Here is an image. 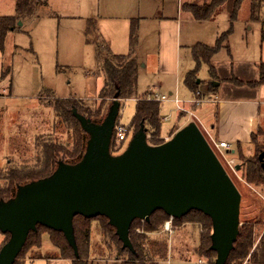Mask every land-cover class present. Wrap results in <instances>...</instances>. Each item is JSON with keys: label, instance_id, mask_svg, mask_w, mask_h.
<instances>
[{"label": "rangeland", "instance_id": "rangeland-1", "mask_svg": "<svg viewBox=\"0 0 264 264\" xmlns=\"http://www.w3.org/2000/svg\"><path fill=\"white\" fill-rule=\"evenodd\" d=\"M15 1L0 0V18L15 14ZM163 1L48 0L49 6L38 11L41 18L35 21L30 28L24 30L26 34L18 31L14 33V37L9 35L6 38L4 49H0V186H4L6 183L3 177L10 162H13L12 165L15 166L28 163L31 167L35 166L37 155H41L42 146L45 143L50 144L57 141L64 144L66 151H73L75 139L72 127L74 125L64 122L63 119H59V121L55 119L56 115L52 108L54 100L73 98L92 110L104 107L105 115L108 114L113 100H105L101 97L100 88L103 77L99 76L100 73L97 72L96 45L87 43L85 37L88 20L93 19L98 23L100 31L105 32L109 44L113 42L118 50H122L120 47H124L125 53H128L129 48L126 49V47L129 42L130 29L126 18L132 19L138 46V56L135 58L139 59L140 63L138 86L134 97H147L151 91L159 96L168 97V100L161 102L160 105L162 128L159 138L164 143L171 140L182 129V122L192 123L197 120L204 129L211 132L208 122L213 117L212 113L215 114L216 105L206 102L195 107L190 105L187 100L193 98V95L186 86L185 80L188 73L196 70V84L203 97H208L211 96L208 86L211 89L215 88L213 85L215 81L209 82L214 77L207 64L197 65L192 56V49L187 46L195 45L201 40L215 45L214 38L216 39L218 33L221 36L232 30L230 43H228L235 59L233 73H228L226 70L221 73V78H228L227 80L233 85L224 89L226 96L241 97L245 95L235 87L238 86L237 80L255 79L256 63L264 61L262 27L250 20L249 0L242 3L235 20H232V15L236 0H226V7L215 22H197L187 18L188 14L182 12V26H179L178 35H174L176 37L172 36V29H161L156 20L167 16L164 12ZM210 1L200 0L198 3ZM169 5L171 16L179 18L177 0H170ZM261 20H264V10ZM28 33L31 36L28 37ZM102 34L104 35V33ZM172 37L174 40L177 38L182 45L181 54H173L174 61L176 60L179 65L178 73L174 76L162 71V68L169 70L168 63L162 68L159 65L162 45L165 59L171 57L168 53L171 54ZM226 50L222 51L224 57H219L220 61L229 60V57H226ZM216 77H218L217 73ZM160 82L163 85L159 86ZM217 88L220 99V94L224 96L225 93L222 88ZM152 97L154 99L155 95ZM176 98L185 103V107L189 108L188 113L180 111L174 102ZM136 105L137 100L134 98L122 102L118 126L123 125L129 130L136 113ZM178 117L181 119V123L173 127L177 123ZM135 128L129 130L127 139L123 143H118L116 137H113L112 155L121 154L127 149L134 132L139 129V127ZM206 130H202L205 135ZM162 136L165 138L162 139ZM253 140L255 144L250 147L245 143L241 144L243 149L249 147L250 150L244 149L245 154L242 153L240 157L237 156L233 159L236 163L234 169H231L227 163L224 162V164L242 195L241 225L254 223L256 219L261 220V224L257 226L256 235L258 238L256 241H258L264 235V187L257 188L247 184L243 179V172L240 171L243 160L256 154L259 155V151L264 150L263 132L256 134ZM151 141L148 132V143L152 144ZM232 150L238 154L239 146L233 145ZM64 154L65 152L60 155V158L67 160ZM238 166L240 169H237ZM189 221L190 218L175 226L172 239L170 236L164 237L161 228H158L156 232L162 235H157L156 238L162 236L164 238H158L157 241L160 242H157L156 246H152L150 243L152 240L155 241L152 235L157 233L148 234L145 232V222L141 221L139 225H136L137 232L149 238L145 244L146 250L151 252V256L132 263L156 264L158 260L168 257L171 246L173 260L170 261V264H180L178 259H189V262L182 264H200V260H203L204 264H215L216 253L201 254L202 248L211 247L212 223L211 226H205ZM106 224H108L106 219L92 221L88 261L94 262V264H105V261L116 260L117 256H121L126 262L130 261L127 258V252H118L122 246L116 245L114 240L112 241L104 235ZM9 239L10 235L0 232V250ZM42 240L41 249L25 250L19 259V264H32V260L41 258L43 255L57 257L61 255L60 251L52 245L47 233L42 236ZM164 240L167 241V255H164L165 247L164 249L159 247L160 244L166 243ZM42 262L44 261L38 260L35 264H43Z\"/></svg>", "mask_w": 264, "mask_h": 264}, {"label": "water", "instance_id": "water-1", "mask_svg": "<svg viewBox=\"0 0 264 264\" xmlns=\"http://www.w3.org/2000/svg\"><path fill=\"white\" fill-rule=\"evenodd\" d=\"M120 109L116 97L101 124L74 109L89 135L82 160L73 165L60 162L51 176L18 187L14 198L0 202V232L10 234L0 250V264H15L38 225L63 233L79 258L73 222L78 215L107 218L123 249L134 252L133 222L149 221L158 210L173 219L191 211L209 217L215 264L227 263L239 236L242 195L198 125L188 124L158 146L148 143L147 129L141 125L127 149L112 155ZM259 160L264 167V151Z\"/></svg>", "mask_w": 264, "mask_h": 264}, {"label": "trees", "instance_id": "trees-1", "mask_svg": "<svg viewBox=\"0 0 264 264\" xmlns=\"http://www.w3.org/2000/svg\"><path fill=\"white\" fill-rule=\"evenodd\" d=\"M243 1L244 0H236L232 20L236 19ZM226 2V0H211L210 2H204L202 4H188L185 5L184 8L191 12L196 20L208 21L214 19L222 12ZM48 6V0H16L15 14L13 16L0 18V49H4L7 35L10 32H14L19 29L17 26L18 22L34 18L36 13H38L41 8H46ZM263 10L264 0H251V20L254 22H260L262 24V28L264 27V20H261ZM93 24V22H89L88 25V42L92 37H94V35L97 36V34H94L93 28L95 25ZM231 31L232 30L223 33L218 38L214 47L201 43H198L192 47V54L197 65L200 66L202 63L207 64L209 66L210 73L214 78L216 77V71L212 65V58L221 49H228L227 44ZM261 37L264 40V29H262ZM130 45L131 51L128 55H115L110 51L109 46L101 38H99L96 44V58L98 61V67L99 70L103 71L106 76V84L101 91V97L105 100L112 99L113 101L117 97L121 100V105L124 100L137 98L134 96L137 91L140 66L138 60L133 56L135 47L137 45L136 29L134 26H132L131 29ZM258 69L259 80L257 82L248 84L252 88H257L264 85V62H261L258 65ZM185 83L194 92L197 90L196 70L188 73ZM237 85L241 86L243 83L237 81ZM160 105L161 103L148 97L137 98L136 113L129 127V130L136 129L135 127H139L140 129L141 125H145V128L147 129V135L149 132L152 140L151 145L153 146L162 145L164 143V141L159 138L162 128ZM52 108L56 115V120L59 121V119H63L64 122H69L74 125V127H72L74 131L73 137L75 139L73 151H66L64 144L56 141L50 144L45 143L42 146L41 155H37V163L35 166L31 167L29 166V163L15 166L12 165L13 162H10L5 176L3 175V180H5L6 183L4 186H0V202L8 201L14 198L16 196L18 187L51 176L58 168L60 162L73 165L82 160L86 152L89 135L85 133L82 128H80V122L73 115L74 109H77L78 113L87 117L95 124L103 123L107 116L104 113V107H99L97 110H92L90 107L84 106L81 102H78L73 98L54 100ZM139 129H137V131ZM113 137H116L115 131ZM253 137L252 144H255ZM113 144L114 143H111V148L113 147ZM64 152V157H66L67 160H62L63 158H60V155H62ZM259 152L261 154L262 151ZM259 155L256 154L247 158L246 160H243L240 169V171L243 172V179L245 182L257 188L262 186L264 187V167L259 160ZM240 156L241 154L239 157ZM189 218V222L201 223L205 226H211L210 218L200 211H191L188 215L181 219H174V226L179 225ZM96 219H106L108 222V219L103 216L88 219L78 215L74 218L73 222L76 242L80 254L79 258H76L73 249L69 246L63 233L54 231L42 225H38L37 231L31 232L29 234L27 242L22 252L18 256L15 264H19V259L22 257L25 250L30 248H36L37 250L41 249L43 244L42 236L45 233L49 235L52 245L60 251L61 255L59 257L43 255L41 257L42 259H64L71 260L72 264H94V262L88 261V253L90 251L92 221ZM169 219L170 217L166 215L164 211L158 210L150 217L149 221H143L145 222L146 227V231H144L152 233L158 231V228H161L160 230L162 231L164 223ZM140 223V220L134 221L130 231V239L134 247V252H131L128 249H123V244L116 235V230L109 224V222L104 227V230L106 231L104 235L108 236V238H110L112 241L114 240L116 245L122 246L120 248L121 250L117 247L118 252L125 251L128 253L127 258L130 259V261H124L121 256L116 257L117 260L123 261L124 264H133L132 262L142 261L144 257L151 256V252L146 250L145 244L146 240H149V238L140 235L137 232L138 228L136 225H139ZM260 224L261 220L256 219L254 223H244L240 226L237 242L235 243L234 249L231 252L226 264H264V235L261 236L258 241H256L258 238L256 235L257 226ZM150 244L152 246H156L157 242H152ZM159 247H163V249L165 247L166 250L164 255H167L166 243L160 244ZM158 252H160V249H158ZM213 252L214 251L207 247L202 248L201 254L209 255Z\"/></svg>", "mask_w": 264, "mask_h": 264}, {"label": "crops", "instance_id": "crops-1", "mask_svg": "<svg viewBox=\"0 0 264 264\" xmlns=\"http://www.w3.org/2000/svg\"><path fill=\"white\" fill-rule=\"evenodd\" d=\"M245 1V0H244ZM243 1V2H244ZM169 2L170 0H164L163 4H164V12L167 16H163L160 19H156L160 25L161 29H172V36H174L175 34L178 35L179 33V26H182L181 20H182V12L188 14L187 18L191 19V20H195L197 22H201V23H205L206 21H198L194 18V16L192 15L191 12H189L188 10H186L184 8L185 5H190V4H199L198 2H200V0H177L178 2V7H179V11H178V15L179 18H177L176 16H171L170 10H169ZM203 3V2H202ZM200 3V4H202ZM249 4L251 7V0H249ZM226 7V5H225ZM224 7V9H225ZM185 9V10H184ZM249 12H250V8H249ZM221 14V13H220ZM219 14V15H220ZM250 15V20H251V13H249ZM181 15V16H180ZM217 15L214 19L212 20H208L207 22L211 21V22H215L218 18ZM39 18H41V16L39 15V13H36V16L34 18L31 19H27L25 21H21L22 22V26H18L19 29H17L14 32H10L7 37L9 35H12L14 37V33L15 32H24V30L30 28L32 26V24L39 20ZM155 20V21H156ZM127 21V25L129 26V42L128 45L126 47V49L129 48V52L125 53V48L124 47H120V49L122 50H118L116 49V46L114 45L113 42H111L109 44V40L107 39V37L105 36V32L100 31V27L98 25V23L96 21L92 20H88V25L89 22H93L95 25L94 26V34H97V36L94 35V37H92L89 42H88V38H87V34H88V26L85 28V37H86V41L89 44H92L93 46L97 44L99 38H101L103 41H105V43L109 46L110 51L115 54V55H128L131 51V45H130V36H131V29L133 26L132 23V19L130 18H126ZM252 21V20H251ZM254 22V21H253ZM260 25V27H262V24L260 22H254ZM27 26V27H26ZM261 32H262V28H261ZM26 34V31L24 32ZM104 33V35L102 34ZM99 35V36H98ZM31 36L30 33H28V37ZM6 37V38H7ZM176 37V36H174ZM174 37H172L173 39H171V54L168 53L169 55H171L170 59H165L166 56L164 55V47L162 45L161 48V52H160V63L159 65L161 66V68L168 63L169 65V70H165V68H162L163 73H171L173 76L176 75L178 73L179 70V65L178 62L175 60L174 61V56L173 54H177L180 53L182 51V45L179 43V41L177 40V38L174 40ZM220 37V33L217 34L216 39L214 38V41L217 40ZM231 36L229 37L228 42L230 41ZM262 38V37H261ZM263 40V39H262ZM208 41V40H205ZM264 41V40H263ZM201 43V44H205L211 47H214L216 45L210 43V42H203V40L198 41L196 44ZM210 43V44H209ZM230 43V42H229ZM228 45V49L225 51L226 53V57H229V60H225V61H220L219 57H224V53L222 51H224L225 49H221L217 54H215L212 58V65L218 75V77L215 78H211V80L209 82H213V85L215 88L211 89L210 86L209 87V92L211 93V96L208 97H203V95L201 94V90L200 88L197 86V90L194 92L193 90H191L187 85V87L189 88V91L191 92V94L193 95V98H190L188 101V103L192 106H196L199 105L203 102L206 103H212L214 105H216V110H215V114L212 113L213 117H211V121L208 122L210 124V128H211V132L206 129L203 128V126L196 120V124L198 125V127L200 128L201 132L202 130H206L207 134H209L210 136H212L215 140L217 141H224L230 144V150L228 151V156L230 158H236L237 156H239L240 154H245L244 149L250 150V145L252 146V137L258 133H264V85L257 87V88H252L248 85V83H252V82H257L259 80V69H258V65L261 62L264 61H260L256 63L257 66V70L254 71L255 73V79L252 80H237L238 82H242V83H247L241 86H235L237 89H239L241 92H244L245 95L241 96V97H230V96H226L225 90L228 87H231L232 83L227 80L228 78H221V73L226 71L228 73H233V64L235 62V59L233 58L232 55V50ZM195 44V45H196ZM166 45V44H165ZM194 44L187 46V48H191L193 46H195ZM121 46V45H120ZM138 46L136 45L135 50H134V57H137V48ZM96 51V49H95ZM128 51V50H126ZM193 56V54H192ZM97 57V56H96ZM139 61V59H137ZM96 62H97V72L100 73L99 76L103 77V82L100 88V93L103 90V88L105 87L106 84V76L105 73L103 71L99 70L98 67V61L96 58ZM139 63V62H138ZM140 64V63H139ZM140 66V65H139ZM193 71V70H192ZM240 79V78H239ZM211 84V83H210ZM163 85L162 82L159 83V86ZM233 86V85H232ZM220 87L222 88V90L224 91V96L223 94H220V99L219 96L217 94V92H219L218 88ZM217 89V90H216ZM221 90V91H222ZM177 91V90H176ZM222 91V92H223ZM178 92V91H177ZM156 96L157 94H155V92L151 91L148 93V98L152 99V96ZM173 95V94H171ZM159 96V95H157ZM212 96H214L215 98H213ZM140 96H138L139 98ZM137 100V98H134ZM177 100H179V98H176ZM154 100V99H153ZM159 103H161L162 101H158ZM164 102V101H163ZM175 102V101H174ZM180 111L182 110V112L188 113L189 112V108L185 107V103L182 101H180ZM176 104V102H175ZM177 105V104H176ZM185 118V117H183ZM181 123V119L178 117V121L177 123L174 124L173 127H175V125L180 124ZM190 122H182V128L186 127ZM172 127V128H173ZM203 134V132H202ZM165 137L162 136V139H164ZM247 144L246 148H242L241 144ZM233 145H238L239 146V150H238V154L235 153L234 150H232ZM122 153V152H121ZM152 233L155 235L153 236V239L155 241L152 240L153 243L155 242H160L157 241L158 238H164L165 236H170L172 239V234L162 230V234L164 235V237H157L156 236H160L162 234H160L159 232ZM175 233V229L173 234ZM150 234V233H148ZM167 240V239H166ZM164 240V241H166ZM166 246H167V241H166ZM169 252H168V257L167 258H163L161 260H158L156 264H170V261L173 260V253H172V248L171 246L169 247ZM38 260H42L44 262H42L43 264H72L71 261L69 260H64V259H52V260H44L42 258H38V259H34L32 260V264H35L36 261ZM177 261V260H176ZM179 263H187L189 262V259H178ZM105 264H124L123 261L120 260H108L105 261ZM200 264H204L203 260L199 261Z\"/></svg>", "mask_w": 264, "mask_h": 264}, {"label": "built area", "instance_id": "built-area-1", "mask_svg": "<svg viewBox=\"0 0 264 264\" xmlns=\"http://www.w3.org/2000/svg\"><path fill=\"white\" fill-rule=\"evenodd\" d=\"M154 100L156 101H167L168 97L166 96H155ZM174 101L176 102L177 106L180 108L179 104V100L174 99ZM115 132H116V141L118 143H123L124 141H126L127 139V135H128V128L123 126V125H116L115 128ZM207 132V131H206ZM206 141L208 142L209 146L211 147V149L213 150V152L215 153V155L217 156V158L219 159V161L221 162V164L223 165V167L225 168V170L228 173V170L226 168V165L224 164L227 163V165L231 168L234 169V167L236 166L235 161L233 160V158H230L228 156V151L230 150V144L224 141H217L215 140L212 136H210L209 134L206 133V135L203 133ZM236 169V168H235ZM173 218H170L168 221H166L163 225V230L173 234L175 226H174V222H173Z\"/></svg>", "mask_w": 264, "mask_h": 264}]
</instances>
